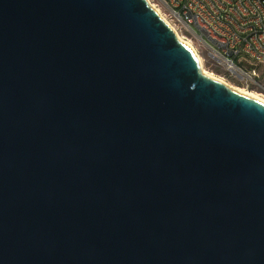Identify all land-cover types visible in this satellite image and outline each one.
Masks as SVG:
<instances>
[{
    "label": "water",
    "instance_id": "water-1",
    "mask_svg": "<svg viewBox=\"0 0 264 264\" xmlns=\"http://www.w3.org/2000/svg\"><path fill=\"white\" fill-rule=\"evenodd\" d=\"M0 264H264V103L148 0H0Z\"/></svg>",
    "mask_w": 264,
    "mask_h": 264
},
{
    "label": "built area",
    "instance_id": "built-area-1",
    "mask_svg": "<svg viewBox=\"0 0 264 264\" xmlns=\"http://www.w3.org/2000/svg\"><path fill=\"white\" fill-rule=\"evenodd\" d=\"M172 23L186 29L207 57L250 85L257 81L251 63L264 62V0H156Z\"/></svg>",
    "mask_w": 264,
    "mask_h": 264
},
{
    "label": "rangeland",
    "instance_id": "rangeland-1",
    "mask_svg": "<svg viewBox=\"0 0 264 264\" xmlns=\"http://www.w3.org/2000/svg\"><path fill=\"white\" fill-rule=\"evenodd\" d=\"M151 1L153 3H156V0H151ZM161 10H162L163 15H165L164 14L165 10L164 9H161ZM172 24L177 28V30L180 32V34L182 35V37L186 41H189L193 45V47L197 50V53L203 59V64H204L205 68L209 72L214 73L216 76L222 78L223 80H225L226 82H228L229 84H231L234 87L241 88V89H245V90H251V91H255L257 93L262 94V90L263 89H262L261 85H257L255 83H251L250 85H247L246 83H244L241 80V78L239 76H237V75H231L229 72H226L220 66H216L215 64H213L212 61L207 57L206 50L203 49L200 46V44L198 43V41L195 38H193V36L191 35V33H189L184 28H180L175 22H172ZM257 73H258V76L256 77L257 81H259L260 83L264 84V62H261V63H258L257 64Z\"/></svg>",
    "mask_w": 264,
    "mask_h": 264
},
{
    "label": "bare ground",
    "instance_id": "bare-ground-1",
    "mask_svg": "<svg viewBox=\"0 0 264 264\" xmlns=\"http://www.w3.org/2000/svg\"><path fill=\"white\" fill-rule=\"evenodd\" d=\"M150 5L152 7H154L156 9V11L159 13V15L164 19V21L176 32V35H177V38L182 40V41H185L190 47L191 49L193 50V52L195 53L197 59H198V62H199V67L202 71L203 74L211 77V78H214L226 85H228L229 87H233V89L241 92V93H244V94H248L254 98H257L258 100H260L261 102L264 103V95L260 94V93H257L255 91H251V90H245V89H241V88H237V87H234L232 86L231 84H229L228 82H226L225 80H223L222 78L216 76L214 73H211L209 72L204 64H203V59L202 57L197 53V50L193 47V45L189 42V41H186L182 35L180 34V32L177 30V28L167 19V17L165 15H163L162 13V10L160 7H158L155 3H153L151 0H148ZM260 47H264V39H260ZM263 57H264V49H263ZM257 64L258 63H251L250 64V71H257ZM231 85V86H230Z\"/></svg>",
    "mask_w": 264,
    "mask_h": 264
}]
</instances>
